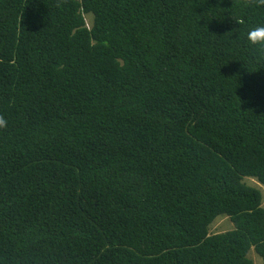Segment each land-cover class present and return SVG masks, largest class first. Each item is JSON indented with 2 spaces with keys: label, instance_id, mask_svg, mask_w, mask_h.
Returning a JSON list of instances; mask_svg holds the SVG:
<instances>
[{
  "label": "trees",
  "instance_id": "1",
  "mask_svg": "<svg viewBox=\"0 0 264 264\" xmlns=\"http://www.w3.org/2000/svg\"><path fill=\"white\" fill-rule=\"evenodd\" d=\"M261 24V0H0V264H264Z\"/></svg>",
  "mask_w": 264,
  "mask_h": 264
},
{
  "label": "clouds",
  "instance_id": "2",
  "mask_svg": "<svg viewBox=\"0 0 264 264\" xmlns=\"http://www.w3.org/2000/svg\"><path fill=\"white\" fill-rule=\"evenodd\" d=\"M261 3H264V0H261ZM246 39L251 45L264 47V24L250 28ZM6 123L7 121L3 117H0V127H4Z\"/></svg>",
  "mask_w": 264,
  "mask_h": 264
},
{
  "label": "rangeland",
  "instance_id": "3",
  "mask_svg": "<svg viewBox=\"0 0 264 264\" xmlns=\"http://www.w3.org/2000/svg\"><path fill=\"white\" fill-rule=\"evenodd\" d=\"M259 187H261V186H259ZM261 189H262V191L264 193V187H261ZM263 207H264V204H263ZM232 227L233 226H232V224H231V222L229 220H227V219H220V220L216 221L211 226V233L212 232H215V231L223 232V231L232 229ZM254 257H255V259H254L255 264H262V260L257 255H255Z\"/></svg>",
  "mask_w": 264,
  "mask_h": 264
}]
</instances>
